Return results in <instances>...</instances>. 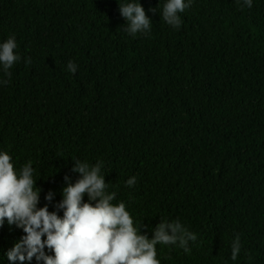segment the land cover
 I'll return each instance as SVG.
<instances>
[{
    "label": "trees",
    "instance_id": "16d2710c",
    "mask_svg": "<svg viewBox=\"0 0 264 264\" xmlns=\"http://www.w3.org/2000/svg\"><path fill=\"white\" fill-rule=\"evenodd\" d=\"M118 2L0 0V42L21 57L0 85V150L31 161L49 211L74 159L103 161L142 234L178 219L196 235L188 253L157 245L161 264H264V0H192L178 29L164 0H139L147 35L124 31ZM21 235L0 227V264Z\"/></svg>",
    "mask_w": 264,
    "mask_h": 264
},
{
    "label": "clouds",
    "instance_id": "9594fccd",
    "mask_svg": "<svg viewBox=\"0 0 264 264\" xmlns=\"http://www.w3.org/2000/svg\"><path fill=\"white\" fill-rule=\"evenodd\" d=\"M238 2L247 8L253 6V0ZM191 3L192 0H164L160 18L178 29L179 14ZM118 11L128 34L150 32L151 19L139 0H120ZM16 48L14 36L0 42V85L8 82L5 78L10 75L9 69L21 58L14 51ZM28 63L30 59L25 58V64ZM67 69L75 73L76 65L69 61ZM74 161L71 171L78 178L73 182L69 176L64 177L62 198L49 211L48 203L38 206L41 189L36 185L31 161L14 168L10 155L0 150V227L6 223L23 233L4 253L9 264H32L33 260L35 264H161L157 245H175L189 252L188 242L197 237L178 219L160 220L151 229L149 238L141 233L139 224L134 225L123 201L112 203L115 192L107 190L101 171L104 162ZM135 182L134 176L129 177L125 185L131 188ZM53 197L54 193L49 190L44 200L51 203ZM230 248V259L235 261L241 252L238 234Z\"/></svg>",
    "mask_w": 264,
    "mask_h": 264
}]
</instances>
